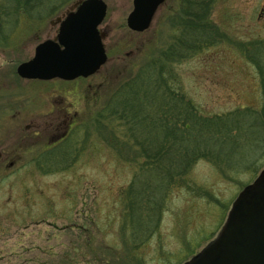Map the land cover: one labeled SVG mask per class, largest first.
<instances>
[{"label": "rangeland", "instance_id": "obj_1", "mask_svg": "<svg viewBox=\"0 0 264 264\" xmlns=\"http://www.w3.org/2000/svg\"><path fill=\"white\" fill-rule=\"evenodd\" d=\"M82 1L43 2L15 23L21 16L11 12L13 0H0L11 12L0 16V119L16 100L23 128L44 110L38 106L48 86L26 81L17 70L56 35L57 20ZM104 1L108 11L100 30L109 59L81 83L88 105L100 99L96 112L84 119L83 161L0 166V264H185L218 236L240 193L264 170V148H259L233 159L244 164L240 168L200 161L165 184L146 167L136 144L117 134L123 126H105L101 107L150 58L160 59L178 0H168L144 33L127 27L134 0ZM212 14L226 37L173 68L181 92L196 115L207 118L263 107V82L243 46L264 43V0H217ZM4 126L9 127L0 120V144L10 138ZM141 190L145 208L136 202Z\"/></svg>", "mask_w": 264, "mask_h": 264}, {"label": "trees", "instance_id": "obj_2", "mask_svg": "<svg viewBox=\"0 0 264 264\" xmlns=\"http://www.w3.org/2000/svg\"><path fill=\"white\" fill-rule=\"evenodd\" d=\"M216 1L178 0L170 17L169 41L160 50V59L150 58L141 66L116 90L100 114L102 121L108 124L106 127L125 128L122 132L119 129L117 134L136 144L148 163L146 167L155 170L165 184L185 176L200 161L214 165L223 162L231 169L240 168L244 164L234 163L235 157L264 148V100L263 107L239 109L227 114L226 119L196 115V107L181 92L179 78L173 70L202 50L217 45L220 37H226L212 19ZM43 2L51 0H13L16 6L11 12L21 16L15 23L30 16ZM11 12L7 6H0V16ZM243 48L246 58L259 71L264 93V55L260 53L264 43ZM235 132L238 135H234ZM228 162L234 163L233 167ZM140 193L136 202L143 208L145 192Z\"/></svg>", "mask_w": 264, "mask_h": 264}, {"label": "water", "instance_id": "obj_3", "mask_svg": "<svg viewBox=\"0 0 264 264\" xmlns=\"http://www.w3.org/2000/svg\"><path fill=\"white\" fill-rule=\"evenodd\" d=\"M167 1L134 0L127 19L129 30L148 31ZM107 11L104 0L82 1L63 21L59 43L40 44L35 58L19 66V76L71 81L97 74L108 61L99 30ZM185 264H264V170L240 193L217 238Z\"/></svg>", "mask_w": 264, "mask_h": 264}, {"label": "flooded vegetation", "instance_id": "obj_4", "mask_svg": "<svg viewBox=\"0 0 264 264\" xmlns=\"http://www.w3.org/2000/svg\"><path fill=\"white\" fill-rule=\"evenodd\" d=\"M66 18L67 16L57 20L56 35L43 42L59 43L60 27ZM87 79L78 78L71 81L59 78L51 80L25 79L29 82H42L44 84L41 86H48V91L46 88V92L41 91L42 102L38 106V110L42 108L44 110L39 112L36 110V115L23 128L22 109L18 105V101L8 102L10 104V106L8 104L9 113L6 109L4 114L7 112L8 115L5 117L2 114L0 120L8 124L9 127L4 126L3 130L10 134V138H8V142H5L6 144H0V166L9 168L24 165L64 166L82 162L83 160L79 157L80 145L83 143L81 135L87 129L84 119L87 113L96 112L100 102V99H96L94 104L88 105L87 95L81 84ZM16 92L17 90L15 91L17 96ZM19 95L21 97V94ZM102 109L101 107L99 114L102 113Z\"/></svg>", "mask_w": 264, "mask_h": 264}]
</instances>
